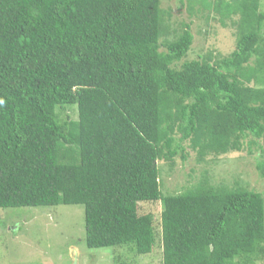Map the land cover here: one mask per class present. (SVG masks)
<instances>
[{"label":"trees","instance_id":"16d2710c","mask_svg":"<svg viewBox=\"0 0 264 264\" xmlns=\"http://www.w3.org/2000/svg\"><path fill=\"white\" fill-rule=\"evenodd\" d=\"M181 1L235 49L186 59L191 23L172 33L161 0H0V208L81 204L87 246L145 254L162 234L163 264L264 258L261 191L203 171L164 194L159 165L247 148L264 177L261 0ZM157 201L160 234L140 208Z\"/></svg>","mask_w":264,"mask_h":264},{"label":"rangeland","instance_id":"374dc122","mask_svg":"<svg viewBox=\"0 0 264 264\" xmlns=\"http://www.w3.org/2000/svg\"><path fill=\"white\" fill-rule=\"evenodd\" d=\"M181 0H161L162 7L170 10L166 15L170 31L181 30L191 23L194 43L186 59H196L209 52H232L236 47V31L214 11H196L191 16ZM196 5V10L200 9ZM264 10V0H261ZM208 18V19H207ZM228 22V20H226ZM264 77V75H263ZM264 84V82H263ZM259 152L231 151L219 156L209 155L198 162L194 151L188 160L178 158L170 169L159 163L164 194L183 191L196 182L202 172L214 185L246 187L264 195V177L260 176ZM141 212L151 211L157 218L156 230L160 234L159 220L162 203L141 202ZM162 234H156L153 250L136 254L127 246L90 248L86 244L85 213L81 204H58L19 208H0V264H163ZM254 264H264V258Z\"/></svg>","mask_w":264,"mask_h":264}]
</instances>
